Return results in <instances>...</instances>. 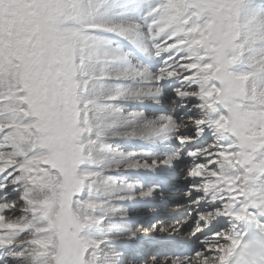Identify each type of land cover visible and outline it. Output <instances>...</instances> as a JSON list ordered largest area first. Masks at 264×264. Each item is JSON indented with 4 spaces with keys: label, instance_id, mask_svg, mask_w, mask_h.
I'll use <instances>...</instances> for the list:
<instances>
[{
    "label": "snow or ice",
    "instance_id": "6c2138e0",
    "mask_svg": "<svg viewBox=\"0 0 264 264\" xmlns=\"http://www.w3.org/2000/svg\"><path fill=\"white\" fill-rule=\"evenodd\" d=\"M0 264H264V0H0Z\"/></svg>",
    "mask_w": 264,
    "mask_h": 264
},
{
    "label": "rangeland",
    "instance_id": "374dc122",
    "mask_svg": "<svg viewBox=\"0 0 264 264\" xmlns=\"http://www.w3.org/2000/svg\"><path fill=\"white\" fill-rule=\"evenodd\" d=\"M175 182L176 181L173 180L171 186L170 184H167V186L172 189L164 191L163 194L158 192L154 200L150 201L147 204L137 205L130 210V215L134 223L133 230L140 232L146 246L148 242H152V240L154 239L150 232V229L146 227L148 224L160 223L163 227L171 229L174 224L181 227L183 221L187 219L185 215L186 210L183 211L180 208L175 209L177 206L186 205L182 185L178 182ZM165 188L164 190L167 189ZM161 195L165 196L161 198ZM162 199L165 200L163 203ZM169 207L174 208V210L172 209V212L169 211ZM173 215H175L176 217H174ZM189 231L190 229L185 226L184 231L181 232V237L183 238L185 236L187 238L189 236ZM160 236V233H156L155 239L159 238Z\"/></svg>",
    "mask_w": 264,
    "mask_h": 264
},
{
    "label": "bare ground",
    "instance_id": "6f19581e",
    "mask_svg": "<svg viewBox=\"0 0 264 264\" xmlns=\"http://www.w3.org/2000/svg\"><path fill=\"white\" fill-rule=\"evenodd\" d=\"M171 183H172V182H170V183H168V184H170V186H171ZM175 183H176V182H175ZM175 183H174V184H175ZM166 188H167V189L164 190V191H167L168 189H172V188L168 187L167 185H166ZM164 191H163V192H164ZM166 195H167V194H166ZM164 196H165V195H161V198H163ZM164 201H165V200L162 199V203H163ZM177 208H178V209L180 208V209L183 210V211H184V210H187V204H186V205H183V206H177L175 209H177ZM172 209L174 210V208L169 207L168 210L172 212V211H173ZM138 216H139V215H138ZM173 216L176 217L175 215H173ZM173 224H174V223H173ZM183 224H184V221H183L182 225H183ZM172 227H177V228H179V226H177V225H175V224H174ZM153 238H154L153 240H155V237H153ZM188 238H189V236H188L187 238H186L185 236L182 238V237H181V232H179V233H173V234H172V239H171L170 241H166L165 243H166L167 245H172V244H177V245L187 244V243H186V240H187ZM153 240H152V241H153ZM143 242H144V241H143ZM151 243H152L151 241L148 242V243H147V246L150 245ZM144 244H145V242H144ZM187 245H188V244H187ZM180 247H181V246H179L178 248H180Z\"/></svg>",
    "mask_w": 264,
    "mask_h": 264
}]
</instances>
